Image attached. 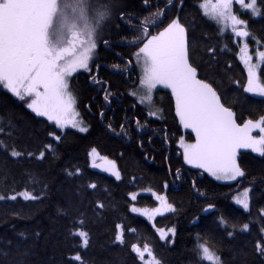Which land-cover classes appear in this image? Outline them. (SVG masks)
I'll return each mask as SVG.
<instances>
[{
  "label": "snow or ice",
  "instance_id": "1",
  "mask_svg": "<svg viewBox=\"0 0 264 264\" xmlns=\"http://www.w3.org/2000/svg\"><path fill=\"white\" fill-rule=\"evenodd\" d=\"M235 5L253 18H264V0H260V4L258 0H201L199 9L206 19L217 26L220 34L230 30L242 42L239 59L247 72V84L243 91L264 97V37L257 38L251 32L248 19L241 18L234 10ZM186 6V0H130L129 3L125 0H0V88L24 102L36 117L46 118L51 125L45 129L46 139L42 147L33 151L8 144L6 140L13 136V125L11 122H0V150L14 163H43L49 157H58L59 146L68 129L89 132V127L77 111L72 79L78 73H89L91 84L100 86L105 104L112 105L114 94L110 83L99 78L101 65L96 63L101 43L105 48L115 46L113 40L105 35L108 31L116 33L122 47L134 50L127 61L121 59V63H114L112 68L120 74L128 73L130 78L136 68H140V75L126 95L133 98L132 110L143 111L146 119L142 121L137 116L129 117L125 110L124 119L114 123L101 110L99 117L102 123H106L107 131L116 137L131 140L132 125H135L136 132H140L152 118L163 119V110L156 106L154 98L158 86H163L171 90L180 126L195 136L193 143L186 142L183 136L179 138L178 147L182 149L184 164L201 169L217 181L247 179L248 172L239 159L240 150L250 149L264 163V115L257 120L238 121L235 109L225 99L227 91L221 92L223 79L199 74L198 65L193 60L196 41L190 37L189 24L182 22L180 15ZM174 9L178 11L169 18L168 13ZM250 41L257 45L255 61L249 51ZM206 53L210 60H216V48L208 47ZM94 67L96 74H92ZM226 68L230 69L231 65H226ZM88 107L90 109L91 105ZM167 139L165 134L164 141ZM140 146L143 147L142 142ZM87 155L92 169H100L114 177L115 181H122V173L115 160L102 156L95 147ZM169 171L171 173V168ZM64 172L67 177L78 180H82L85 174L79 166L66 167ZM174 175L178 180L183 179L180 168L175 170ZM23 176L27 181L23 190L14 187L10 192H0V202L43 199L41 193L34 190L37 184H42L39 177L29 170ZM135 180L132 177V181ZM257 183L264 184V174L259 178L253 175L249 180L250 185ZM28 184L32 185V190ZM191 186L200 196H205L195 179L191 181ZM47 187V184H42L45 195ZM164 188H168L167 182ZM72 191L78 199L68 197L67 207L58 209L59 214L70 222L68 239L75 253L68 257L66 264H87L81 254V249L87 250L91 245L84 200L88 196H96L100 185L89 178ZM108 191L104 189V193ZM143 191L150 193L158 202V207L139 208L130 204L128 212L153 222L156 216L177 211L167 195L150 187ZM252 191V187H245L242 193L233 197L234 202L249 215ZM140 194L130 191L128 199L135 202ZM86 207L88 211L102 216L107 205L97 197ZM215 207L210 203L204 211L209 212ZM257 216L259 228L254 249L260 264H264V208L258 210ZM219 223L229 239L238 233L251 235V221L230 227L221 216ZM127 230L136 231L135 228ZM125 231L122 222L115 223L111 243L128 246L130 254H134L133 264L137 261L139 264H163L147 243L143 246L137 243L127 245ZM156 232L161 241L174 243L175 227L166 230L156 228ZM196 254L200 264H226L222 254L199 237Z\"/></svg>",
  "mask_w": 264,
  "mask_h": 264
},
{
  "label": "trees",
  "instance_id": "2",
  "mask_svg": "<svg viewBox=\"0 0 264 264\" xmlns=\"http://www.w3.org/2000/svg\"><path fill=\"white\" fill-rule=\"evenodd\" d=\"M129 2L130 0H125V3ZM200 2L201 0H186L187 6L180 14L182 22L189 24L190 37L196 41L193 60L198 65L199 74L223 79L221 92L227 91L225 99L235 109L238 121L257 120L264 115V97L243 91L247 84V74L238 57L239 40L232 34H220L217 26L201 14ZM234 10L241 18L248 19L249 29L257 38L264 37V18H253L236 5ZM177 11L178 9H174L168 13L169 18ZM105 35L113 40L115 46L105 48L101 43L96 63L101 65L99 78L110 83L114 94L112 105L105 104L100 86L91 84L89 73H78L72 79L77 96V111L89 127V132L80 133L76 129H68L67 136L59 146L58 157H49L43 163H14L0 150V192H10L14 187L23 190L27 184L23 176L26 170L31 171L39 177L42 184L48 186L46 195L42 184L35 186L34 190L43 196L41 200L0 202V264H66L68 257L75 253L68 239L70 222L59 214L58 209L67 207L68 197L77 200L72 190L77 185L86 183L89 178L100 185V191L96 196H88L84 200L86 228L91 234V245L87 250L81 249V254L87 264H133L134 254H130L128 246L120 247L111 243L114 224L117 222L125 225L127 245L137 243L143 246L147 243L163 264H200L196 254L198 237L221 253L226 264H260L254 243L258 239L257 213L260 208H264V184L257 183L253 186L249 184V180L253 175L259 178L264 174L262 158L249 149L241 150L239 159L248 172V178L232 183L216 182L202 171L188 167L179 153L177 140L183 136L186 141L192 142L194 136L180 126L175 116L171 92L165 89H157L154 97L156 106L163 110V119L152 118L148 126L140 132H136L135 125H132L131 140L109 133L106 123H102L99 117L101 110L114 123L124 119L125 110L129 117L137 116L142 121L146 117L143 111L132 110L133 98L126 95L138 77L137 68L131 78L128 73L120 74L112 68L114 63H121V59L127 61L134 50L122 47L115 32L106 31ZM249 45L254 47L255 42L250 41ZM208 47L217 49L216 60L209 59L206 53ZM221 49L226 51L222 52ZM226 65H231V68H226ZM92 74H96L95 67ZM0 122H11L13 125V136L6 140L8 144L21 150L33 151L42 147L46 139L45 129L51 126L46 118L36 117L24 102L12 97L2 88ZM165 134L168 137L166 142ZM253 134L257 135L256 132ZM92 147L97 148L102 156L116 161L122 173V181L117 182L114 177L91 169L87 154ZM69 166L84 169L83 179L67 177L64 169ZM177 168L181 169L183 179L175 178ZM132 177L136 178L135 182ZM193 179L205 196H200L192 188ZM166 182L167 189L164 188ZM28 187L32 190L31 184ZM149 187L167 195L177 211L156 216L153 222L139 214L128 212L130 204L149 209L158 206L150 193L143 191ZM245 187L253 188L250 194V215L231 200ZM104 189L109 191L104 193ZM130 191L141 193L137 201L128 199ZM97 197L107 205L102 216L88 211L86 207ZM210 203L216 205L215 209L205 212L204 209ZM221 216L228 221L230 227L232 224L251 221V235L238 233L229 239L219 223ZM171 227L176 228L174 243L161 241L156 228L166 230ZM128 228H135L136 231L130 232Z\"/></svg>",
  "mask_w": 264,
  "mask_h": 264
},
{
  "label": "rangeland",
  "instance_id": "3",
  "mask_svg": "<svg viewBox=\"0 0 264 264\" xmlns=\"http://www.w3.org/2000/svg\"><path fill=\"white\" fill-rule=\"evenodd\" d=\"M236 6H238L239 7V5H236ZM226 34H231V32H230V30L226 33ZM242 46V42H240L239 41V53H238V55H240V47ZM256 49H257V45L255 44V46L253 47H251L250 45H249V51H250V54H252L253 55V57H254V61H255V52H256ZM239 57V56H238ZM242 63V62H241ZM243 64V63H242ZM244 66V65H243ZM137 72H138V76L140 75V68L139 67H137ZM114 71V70H113ZM246 71V70H245ZM246 74H247V72H246ZM157 89H165V90H168V91H170L171 92V90L170 89H166V88H164L163 86H158V88ZM156 89V90H157ZM131 91V90H130ZM251 95H254V94H252V93H250ZM254 96H258V95H254ZM81 119V118H80ZM179 120V119H178ZM182 127V126H181ZM183 130H185V129H183ZM186 131H190V130H186ZM191 132V131H190ZM257 133V132H256ZM193 134V133H192ZM257 135H258V133H257ZM193 136H194V134H193ZM185 139V138H184ZM186 140V139H185ZM178 141H179V139L177 140V146H178ZM195 141V136H194V140L192 141V142H188V141H186V142H188V143H193ZM241 150H244V149H241ZM240 150V151H241ZM250 150V149H249ZM179 153L181 154V156H182V149H180L179 148ZM183 158V157H182ZM188 167H190L189 165H187ZM191 168V167H190ZM197 170H200V171H202L201 169H197ZM97 172V171H96ZM203 172V171H202ZM204 173V172H203ZM204 174H206L208 177H210V178H212L213 180H215L213 177H211V176H209L207 173H204ZM216 182H219V183H232V182H235V181H232V182H228V181H217V180H215ZM243 191H241V192H239V193H242ZM237 194H235L234 196H236ZM233 196V197H234ZM233 197H232V202H234V199H233ZM235 203V202H234ZM236 204V203H235ZM237 205V204H236ZM158 207V206H157Z\"/></svg>",
  "mask_w": 264,
  "mask_h": 264
},
{
  "label": "water",
  "instance_id": "4",
  "mask_svg": "<svg viewBox=\"0 0 264 264\" xmlns=\"http://www.w3.org/2000/svg\"><path fill=\"white\" fill-rule=\"evenodd\" d=\"M92 169V168H91ZM94 171H97L98 173H103V174H108V173H105V172H102L100 169H92ZM109 175V174H108Z\"/></svg>",
  "mask_w": 264,
  "mask_h": 264
}]
</instances>
